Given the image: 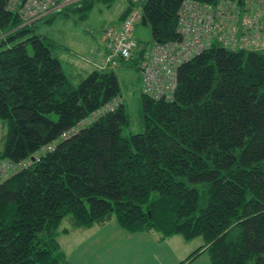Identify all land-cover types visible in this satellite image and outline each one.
Masks as SVG:
<instances>
[{
	"label": "trees",
	"instance_id": "16d2710c",
	"mask_svg": "<svg viewBox=\"0 0 264 264\" xmlns=\"http://www.w3.org/2000/svg\"><path fill=\"white\" fill-rule=\"evenodd\" d=\"M94 1L115 0H78L21 26L0 0V264H70L56 240L67 215L74 227L113 216L130 234L201 237L181 264L203 252L210 264H264V52L213 41L174 67L171 101L148 97L140 77L143 132L125 135L116 72L139 73L154 44L181 43L184 1L221 0H125L119 24L78 55L88 71L67 75L34 26L67 9L87 13ZM135 11L131 58L112 57L105 34ZM138 24L150 41L134 39Z\"/></svg>",
	"mask_w": 264,
	"mask_h": 264
},
{
	"label": "built area",
	"instance_id": "2783aa9c",
	"mask_svg": "<svg viewBox=\"0 0 264 264\" xmlns=\"http://www.w3.org/2000/svg\"><path fill=\"white\" fill-rule=\"evenodd\" d=\"M262 3L263 0H243L242 6H239L228 0H221L216 5L184 1L178 11L181 43L154 44L142 57L139 69L146 95L156 100L171 101L176 87L174 67L209 48L213 41L223 48L264 52ZM17 4V0H11L10 7ZM58 6L59 0H25L18 9L21 26L31 24ZM247 11H252V15ZM138 15L135 11L129 16L118 32H106L112 57L119 56L126 60L131 58L136 47L131 37V28Z\"/></svg>",
	"mask_w": 264,
	"mask_h": 264
},
{
	"label": "rangeland",
	"instance_id": "374dc122",
	"mask_svg": "<svg viewBox=\"0 0 264 264\" xmlns=\"http://www.w3.org/2000/svg\"><path fill=\"white\" fill-rule=\"evenodd\" d=\"M77 1L69 0L64 5ZM124 6L125 0H115L110 6L104 5L102 1H94L92 9L87 13L85 10H63L62 12L53 15L50 22H38L34 26V32L36 34L45 35L51 40L49 43L50 48L52 49V55L58 57L62 61L67 75H72L75 72L86 73L88 67H85L87 65L80 60L78 55H83L90 45L98 40L102 30L108 25V23L116 21ZM74 7H76V5H74ZM137 27L140 31L137 34H134V39L140 43L150 41L149 27L143 24H138ZM65 60L70 62V67ZM116 74L121 89L119 103L123 104L128 115V125L124 128V134L141 133L143 132V126L141 123L140 106V73H137L133 67L127 66L122 67V69L118 70ZM77 83L78 82H75L73 84ZM6 131V123L0 119V150L3 146ZM1 180L2 179H0V182ZM94 225L96 224H93L91 227ZM112 225L117 228L119 227L113 216L111 217L108 226ZM91 227H74L69 215L61 220L59 231L63 229H67L68 231H63V234H58L56 240L72 264H99V261L93 255L91 257L89 256V248L95 245L97 240V234H93L91 231H86ZM80 235H83V238L79 239ZM183 241L184 239L182 237L176 235V237L173 236L170 241H165L164 247L171 246L173 248V244H175V248H177V242ZM187 242H189L191 246L189 250V254H191L200 244L203 243V239L197 237ZM85 246H88L87 253ZM144 258H149L148 251ZM163 260L164 264H178V261L174 260L170 252H164ZM145 261L149 262V260ZM188 264L210 263L207 253L203 252Z\"/></svg>",
	"mask_w": 264,
	"mask_h": 264
},
{
	"label": "crops",
	"instance_id": "0c3cea01",
	"mask_svg": "<svg viewBox=\"0 0 264 264\" xmlns=\"http://www.w3.org/2000/svg\"><path fill=\"white\" fill-rule=\"evenodd\" d=\"M119 22L120 20L117 19L116 22L112 21L108 24L117 26ZM139 31V28L135 27L134 34L139 33ZM99 43L98 38V41H94L89 48H94V46H98ZM97 49L100 50L99 47H97ZM98 57L99 56H95L96 59ZM65 61L70 67V62L67 60ZM72 75H82V73L75 72ZM109 223L110 219L103 223H98L86 230L91 231L93 234H97L96 244L89 248V256L91 257L93 255L99 261V264H164V252H170L174 260H177L178 264H181L185 261L190 252L191 246L189 242L185 240L183 242H177V248H175V244H173V248L171 246L164 247V242L170 241L173 236L162 238L159 234L154 232L130 234L118 227L119 230L114 225L108 226ZM63 230L66 232L68 231L67 229ZM81 238H83V235H80L79 239ZM201 245L202 244H200L199 247ZM85 249L87 253L88 246H85ZM147 251L149 258H144ZM64 254L68 262L72 264L65 252ZM145 260H149V262ZM188 263L189 262L184 264Z\"/></svg>",
	"mask_w": 264,
	"mask_h": 264
},
{
	"label": "bare ground",
	"instance_id": "6f19581e",
	"mask_svg": "<svg viewBox=\"0 0 264 264\" xmlns=\"http://www.w3.org/2000/svg\"><path fill=\"white\" fill-rule=\"evenodd\" d=\"M17 1H18V4H17L15 7L11 8V7H10L11 0H10V2H9V8H10L11 10H14V11H16V12L18 13V9L23 5V3L25 2V0H17ZM67 1H69V0H66V1H64V2H67ZM64 2H61V0H59V6L57 7V9H55V10H51L50 12H48L47 14H45V15L39 17L38 19H40V18H42V17H44V16H46V15L52 13V12H55V11L60 10V9L64 6V4H65ZM18 16L20 17L19 13H18ZM20 19H21V18H20ZM38 19H36L35 21H37ZM35 21H33L32 23H34ZM21 22H22V20H21ZM32 23H31V24H32ZM29 25H30V24H29ZM255 51H258V50H255ZM197 54H198V53H197ZM195 55H196V54H195ZM97 65H98V64H97ZM139 73H140V71H139ZM140 77H141V79H142L141 73H140ZM31 160H33V158H31ZM27 165H28V164H27Z\"/></svg>",
	"mask_w": 264,
	"mask_h": 264
}]
</instances>
